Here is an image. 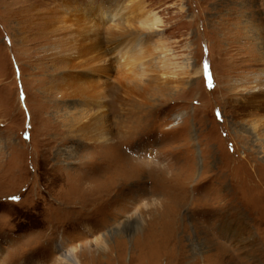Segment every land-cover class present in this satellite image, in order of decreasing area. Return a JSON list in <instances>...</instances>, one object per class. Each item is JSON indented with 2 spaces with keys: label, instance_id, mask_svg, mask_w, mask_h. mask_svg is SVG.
Returning <instances> with one entry per match:
<instances>
[{
  "label": "rangeland",
  "instance_id": "1",
  "mask_svg": "<svg viewBox=\"0 0 264 264\" xmlns=\"http://www.w3.org/2000/svg\"><path fill=\"white\" fill-rule=\"evenodd\" d=\"M71 64L93 83L64 97ZM255 95L264 0H0V264H264Z\"/></svg>",
  "mask_w": 264,
  "mask_h": 264
},
{
  "label": "bare ground",
  "instance_id": "2",
  "mask_svg": "<svg viewBox=\"0 0 264 264\" xmlns=\"http://www.w3.org/2000/svg\"><path fill=\"white\" fill-rule=\"evenodd\" d=\"M66 4H68V3H66ZM123 11H124V9H122V8H119L118 11H117L118 14H119V15H117V17L120 18V22H118L119 24L116 25V28H117V31H119V32L121 31L122 34L125 33V35L127 36L129 34L131 35L133 32L132 31L129 32L128 30L127 31L125 30V27L128 28L129 26H127L126 22H124V20L122 19L123 18V15L125 13ZM56 14L59 16V14H60L59 11H57ZM73 15H75V18H76V23L78 24V26H77L78 27V30L81 32V35H79V37L81 39H78L77 40L76 45H75L74 52L77 53V51H78V53H80V54L85 52L87 54L88 52H91V51L95 50L96 47H98V45L100 43V36L99 35L102 32L100 33V30H99L100 28L99 27H95L96 24L94 26V23H92V21H90L91 20L90 18H89L90 20L89 19H83L82 17H80V15H76V14H73ZM63 18L65 19V17H63ZM87 21H88V23H87ZM157 21H159V19L157 17H153V19H152V21L150 23L149 22H146V23L150 24L151 25V28H152L155 25H157ZM56 22H57V19L54 16L47 20V24L48 25L50 24V27L52 28L51 31H53V34H54V35H50V33H49L48 35L45 36L47 40H53L51 44H48V47L47 48H49V47H56V46L57 47L58 46L60 47V45L62 44L61 43L62 42V39L59 41V38L61 37V36L59 37V35H60L59 32H60V30H61L62 27L61 28H59V27L57 28L55 26V23ZM64 22L66 23V19H65ZM141 23H145V20H141ZM65 28H67V27H64V29ZM106 29H107L106 33H108V34H110L112 32V30H113L110 27H108ZM82 34H83V37H82ZM55 35H57L56 39H54V36ZM80 41L82 43L78 47L77 45H78V43ZM83 42L86 43V45H83ZM87 43H89V44L87 45ZM124 43H125L124 46H121L120 47V45H118V46L116 45L115 47H113V50H112V51H116V50L119 49L118 50V53L121 54V58H123L129 51L131 52V51L135 50L136 47H137L136 45L138 43H140V42H139L138 39H134V40L133 39H130V40H128L127 43L126 42H124ZM49 49H51V48H49ZM51 50H53V49H51ZM65 52L66 53L67 52L70 53V50L67 49L65 51L64 50L57 51L56 53H53L54 54L53 56H57L56 57L57 59L58 58L59 59L61 58V60H63V61L65 60L66 61L67 60V54H65ZM61 54H63V55L61 56ZM100 54H101L100 60H99L100 63H101L100 70H101V72H106L107 73L108 69L111 68V62L108 59L109 54L107 53V51H102V52L99 53V55ZM96 57H98V55ZM69 58L70 57L68 56V61H69ZM69 68H71L73 71L68 70L66 73H64L66 85L63 83V87H62V88H64V86H67L68 89H69V91L67 93H63L62 95H64V97H66V96L76 97V95L82 94L79 91V90H81L80 87H82L84 90H88V88L92 87V83H93L92 82V79L93 78L91 79L90 76H89L92 73H88V72L85 71L83 73L75 74V71L74 70H78L77 65H75V64H71V66H69ZM92 72H94V70ZM82 79H84L83 82H81ZM81 83H83V84H81ZM86 83L89 86L86 87ZM83 89H82V91H83ZM259 89H261V88L256 87L255 90L254 89H252V90L255 92V91H258ZM86 102L88 103V101H86ZM257 102L260 103V106L259 107H261V108L264 109V99L263 98H259L257 95H255L253 98H251L250 100H248V102L246 103V105L254 104V106H256V103ZM102 109H103L104 112L101 115V118H103L106 115V112H105L106 107H103ZM87 124H90V120L87 121ZM255 128H258L257 125L255 126ZM105 132H107V131H105ZM100 134H102V133H100V132H99V134L96 133L95 136L96 137L97 136H100ZM102 136L104 137L106 135L103 134ZM70 259L74 262V264H80L79 261L76 259V256L73 254V252L70 253Z\"/></svg>",
  "mask_w": 264,
  "mask_h": 264
}]
</instances>
